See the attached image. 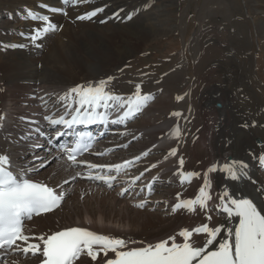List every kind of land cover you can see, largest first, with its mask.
I'll return each mask as SVG.
<instances>
[{
    "label": "bare ground",
    "instance_id": "bare-ground-1",
    "mask_svg": "<svg viewBox=\"0 0 264 264\" xmlns=\"http://www.w3.org/2000/svg\"><path fill=\"white\" fill-rule=\"evenodd\" d=\"M0 1L4 8L15 7L12 8L13 11L22 7L37 9L41 14L48 15L50 21L57 25L56 31L43 36L41 43L37 41L38 44H42L41 50L27 40H23L21 35V33H30L32 26H34L33 29L35 28L36 25L32 22H29V25H26L27 22H21L24 25H21L20 31L24 28L26 32L17 31L20 33H16L17 36L13 38L14 42L13 40L8 41L16 45L27 44V47H5L3 45L9 43L4 44L5 41L1 43L0 113L5 114L7 120L3 131H0V148L8 147L6 137L11 136L18 139L24 130V127L19 124L20 116H29L39 120L45 111L65 110L64 103L60 101L59 97L68 89L80 84L95 83L101 79L106 80L108 77L114 78L113 68L118 69L125 59L138 51L140 44H144L150 38L166 34V31L155 28L154 20H152L153 12H150L152 8H150L149 2L145 0H132V2L129 0H89L88 3L68 6L66 16L63 13L50 11L51 8H64L61 0ZM100 7L105 9L104 12L98 13L91 20L81 21L77 19L78 16ZM2 8L0 7V9ZM117 13H119L118 16L115 15ZM128 14H132L131 20L127 19ZM101 21L106 22L102 23ZM135 22L138 23L135 24ZM0 28V32L3 31L8 35L9 33L15 34L14 30L8 32V29L12 28ZM89 33H96L99 36L93 37ZM0 38L2 39V37ZM64 39H67L65 40L67 43L63 42ZM132 39L133 41L129 43L128 41ZM120 44L121 46H119ZM114 80L115 78L110 82L109 87L115 94L123 97L132 95L119 90ZM173 81L171 77H167L161 88L150 93L153 97L154 95L158 97H154L142 109L144 113L142 119L135 125H128L127 123L125 127H120L121 133L127 135L128 138L123 136L120 140L108 139L103 144L102 148H107L111 152L109 157L112 160L110 161L109 158L106 160L99 159L102 163L123 164L126 161H132V165L138 168V173L143 172L145 178L147 175L159 182L172 180L173 183H180L177 175V170L180 169L179 159L181 157L185 159L182 146L188 143V139L183 137L184 133L186 136L193 129L196 111H192L193 118L185 124L184 118L187 116V111L181 109L184 103L180 101L177 109L171 108L174 104V95L181 96L187 87L182 81ZM174 89L175 91H173ZM206 95L202 97V101ZM215 95L218 100L223 101V108L222 103L219 102L222 109L216 107ZM41 97L43 99H40ZM225 98L223 93H209L205 97L204 109L201 110L202 126L190 138L191 143L201 141L204 147L210 151L208 163L201 168H193L188 165V161H192L195 154H192L188 160L185 159L186 163H184L182 171L198 172L200 177H194L190 184L185 183L184 188L178 187L173 190L170 189L168 192L161 190L159 193L164 192L166 197L164 199L161 196L160 200L163 201L160 203L161 205L155 200H145L143 197L134 199L135 194L130 196V199L128 197L120 198L118 193L124 188L119 187L118 192H110L109 196L108 189L101 190L80 183L82 187L80 194L86 197L82 202L83 204L80 205L79 200H76L74 204H70L68 205L70 207L66 208L64 207L65 201L70 202L71 196L73 198L76 195L74 186L82 181L77 180L73 182L74 184L72 183V176L80 170L70 167L62 157L56 160L50 152L45 154L48 148L47 146L42 147L38 155L43 156L44 160H50L51 163L49 164H55V166L53 165L51 168L48 166L46 169L40 168L41 170L32 174V177L59 190H66L67 197L61 207L53 214L40 217L28 224L26 229H30L31 232L26 234L38 236L68 227L80 226L89 230L92 229L98 234L126 240L155 242L178 233L183 228L191 229L204 221L203 214L199 211L196 213H189L186 210L171 211L167 207V213L164 214L165 211H163L165 215L163 218L158 217L159 211L164 209L166 204H171L173 209V205L177 202L176 195L178 193L181 194V199L194 198L198 194L199 186L203 183V176L207 169L213 164H223L230 159L245 162L248 165V177L239 181H232L222 172L211 173L209 176L212 180L213 194H218L225 186H229L230 189L238 186L243 195L253 198L255 203L264 206V195L258 191L264 187L263 172L256 171V166L259 163L258 156L264 155V147L256 145L258 137L255 138L256 140L250 137L254 131L258 134L260 131L251 128L252 125L248 122L249 115H246V118L239 115L233 119L234 100ZM175 101L177 100L175 99ZM176 112L181 115L174 116L173 113ZM256 116L253 113L250 115V119ZM237 122L242 123V125H235ZM177 125L181 133L179 139L169 135ZM235 127L236 134L232 132ZM231 132L234 134L233 137ZM246 134L253 141L248 146ZM37 142L42 145L40 137L37 138ZM30 144L31 142L21 143L11 147L12 162L15 167L28 168L32 166L33 157L25 154V151H30L29 153L36 151V148H32ZM127 146L129 147L127 148ZM173 148L177 150L176 156L169 155ZM145 153L147 155H144ZM159 153L160 156L164 153L165 155L160 159L152 158V155ZM96 155L94 154L93 157ZM153 164L156 165L155 168L152 167ZM135 177L137 175H134L133 179ZM65 179L69 183H64ZM181 189L183 190L179 191ZM126 194L130 195L128 192ZM109 197L111 198L109 199ZM89 198L95 201V205L90 204ZM142 201H146L143 210L135 206ZM153 206H158V209L156 208L158 213H154L158 220H155L154 225H150L153 221L150 216L153 209L150 208ZM210 207L213 208L212 223L216 225L224 223V214L215 209V201L210 202ZM237 221L238 218L232 223L235 224ZM223 235L224 233L221 232L217 240L219 241ZM193 238L196 239V237ZM181 240L182 238H178L177 242H181ZM30 242L35 243L37 241L30 240ZM109 256H114V254L110 252ZM102 258L103 253L97 257L96 261H92L90 257L86 256L76 264H102ZM15 259L16 257L8 261L7 264H12ZM38 260V258L28 257L25 260L20 259L19 264H35Z\"/></svg>",
    "mask_w": 264,
    "mask_h": 264
},
{
    "label": "snow or ice",
    "instance_id": "snow-or-ice-1",
    "mask_svg": "<svg viewBox=\"0 0 264 264\" xmlns=\"http://www.w3.org/2000/svg\"><path fill=\"white\" fill-rule=\"evenodd\" d=\"M61 2L64 8H51L50 11L67 15L68 6L88 3L89 0H61ZM104 10L103 7L96 8L78 16L77 19L91 20ZM25 15L31 21L42 22V26L32 29L30 33H21L30 44L40 48L42 45L37 41L47 33L56 31L57 25L50 21L48 15H39L32 10H27ZM115 15L118 16L119 13ZM127 19L131 20L132 14H129ZM3 46L27 47L28 45ZM113 79L108 77L95 83L76 85L60 96V101L64 103V113L57 116L55 113L49 115L45 111L42 117L46 127L55 129L51 136L39 126L40 121L29 116H20L19 124L24 130L18 139L6 137L8 147L0 148V264H6L10 256H16L12 264H19L20 259H27L30 253L32 256L39 253L40 264H76L82 256L96 261L101 253H103L102 264H264V214H262L264 206L255 203L253 198L243 195L238 186L231 189L225 186L215 195L212 192V180L209 176L211 173L222 172L232 181L248 177V165L235 159L210 166L204 173L203 183L194 198L181 199L180 193L176 195L177 202L173 205V211L186 210L189 213L199 211L203 214L204 221L198 226L191 229L183 228L178 233L155 242L126 240L98 234L79 226L38 236L26 234L31 232L30 229H26V223L34 217L59 208L65 199V193L32 177V174L38 173L40 168H46L51 161L44 160L38 165L33 163L28 168L15 167L12 162L11 147L31 142L32 148H38L42 146L37 142L38 137H43L52 143L53 139L58 141L69 135L65 130L74 131L77 126L108 123L109 109L121 113L111 123L125 124L126 121L135 118L154 99L151 94H142L140 85H136L131 96L117 95L109 87ZM173 115L181 114L176 112ZM6 120V115L0 113V131H3ZM169 135L179 139L181 135L179 126L177 125ZM91 142V134L78 132L74 143L59 144L57 147L61 156L66 157V162H70V167L86 166L88 172L84 178L102 181L108 187H112L117 175L131 167L133 162L101 165L79 160L78 157L90 151ZM176 153L177 150L173 148L169 155L176 156ZM39 159L33 157L34 161ZM54 159L59 160L60 157ZM258 161L264 167V155L258 156ZM184 163L181 157L177 175L182 186L185 183L190 184L194 177H200L198 172L182 171ZM152 167L155 168L156 165L153 164ZM81 175L80 172H76L72 179L75 180ZM139 179V176L135 177V180ZM64 183L69 181L65 179ZM146 187L151 193V186ZM258 191L264 195V187ZM213 201H215V209L224 214V223L219 225L212 223L213 208L210 207V202ZM145 203L146 201H142L135 206L143 208ZM237 218L238 222L233 224L232 221ZM221 232L224 235L218 241L217 237ZM178 238H182L181 242H177ZM30 240L37 242L32 243ZM136 244L140 246H132ZM110 252L114 256L110 257Z\"/></svg>",
    "mask_w": 264,
    "mask_h": 264
},
{
    "label": "rangeland",
    "instance_id": "rangeland-1",
    "mask_svg": "<svg viewBox=\"0 0 264 264\" xmlns=\"http://www.w3.org/2000/svg\"><path fill=\"white\" fill-rule=\"evenodd\" d=\"M129 1L132 2V0ZM145 1L149 2V6L152 8L150 12H153L152 20H154L155 28L166 31V34L150 38L144 44H140L138 51L125 59L118 69L113 68L114 83L118 89L133 94L136 85H140L142 94H150L161 88L167 77H171L173 82L182 81L187 85L181 96L174 95V104L171 108L177 109L180 101L184 103L181 109L187 111L188 117L185 124L193 118L192 110L193 112L196 111L193 129L186 136L184 133L183 138L186 137L188 143L182 146L186 160L195 154V158L188 161V165L193 168H201L209 160V149H206L201 141L191 143L190 140L192 135L202 126L201 110L204 109L205 97L209 93H223L225 99H233V119L239 115L244 118L249 115V120H247L252 125L251 128L260 131L259 134L254 131L250 137L252 139L258 137L261 144L256 143V145L264 147V0ZM1 3L0 1V7L4 8ZM12 8L15 7L0 9V27L12 28L8 29V32L14 30L16 34L19 33L17 31L21 30L23 20L17 17L18 11H13ZM21 13L24 11L21 10ZM129 23L132 24V22ZM20 32H26V30L23 28ZM4 34L6 33L0 32V37H2V39L0 38V46L3 41H5L4 44H13V38L16 35L12 33L8 35L7 33L4 36ZM89 35L99 36L96 33H89ZM9 40H13V42L10 43ZM65 40L67 39H64L63 42L67 43ZM132 41L133 39L128 42ZM205 94L207 95L202 101ZM215 97L216 103L221 102L223 108V101L218 100L216 95ZM253 113L257 116L250 119V115ZM235 125L240 126L242 123L237 122ZM240 131L244 134L242 130ZM250 131L252 132V130ZM232 132L237 133L236 127ZM232 132L231 134H233ZM250 137L247 136V146L253 142ZM29 152L25 151V154ZM39 152L40 150H36L28 154L29 157L40 158L36 161L32 159L31 164L36 163L38 165L45 159L38 155ZM47 153L45 152V154ZM164 155L160 156L159 153L152 157L160 159ZM53 165L55 166V164ZM53 165L49 164L48 166L51 168ZM73 182L75 180L72 179ZM167 184L166 181L161 186ZM76 185L74 186L76 195L73 198L71 196L70 202L65 201L64 207L66 208H69L68 205L74 204L76 200H79L78 203L80 202L81 205L86 198L80 194L82 189L80 182ZM83 185L85 184L83 183ZM175 188L169 185L164 190L168 192V190ZM110 192L108 191L109 196ZM163 193L161 195L156 194L155 197L159 199V196H163L166 199ZM90 198L88 199L90 204L95 205V201ZM159 201L162 200L159 199ZM158 204L160 203L158 202ZM170 205L166 204L159 213L156 212L158 206L150 208L153 209V211L151 210L152 215H150L153 221L150 225H154L158 217L163 218L165 216L167 207L172 211V205ZM154 213H158V217Z\"/></svg>",
    "mask_w": 264,
    "mask_h": 264
}]
</instances>
